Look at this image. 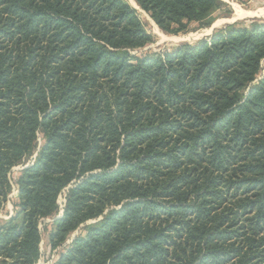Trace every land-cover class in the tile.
I'll use <instances>...</instances> for the list:
<instances>
[{"label":"trees","instance_id":"1","mask_svg":"<svg viewBox=\"0 0 264 264\" xmlns=\"http://www.w3.org/2000/svg\"><path fill=\"white\" fill-rule=\"evenodd\" d=\"M134 1L171 35L222 7ZM152 42L126 0H0V264L45 219L51 250L97 221L55 264H264V22Z\"/></svg>","mask_w":264,"mask_h":264},{"label":"rangeland","instance_id":"2","mask_svg":"<svg viewBox=\"0 0 264 264\" xmlns=\"http://www.w3.org/2000/svg\"><path fill=\"white\" fill-rule=\"evenodd\" d=\"M126 1L137 11L139 18L144 24L147 32L153 38V42L151 44L147 45L145 48L133 52V55L137 56H143L147 53H165L167 51L173 50L180 45L195 44L211 36L216 31L225 29L230 25H249L255 20L264 22V0H220L222 3V7L221 9L214 12V14L212 15L213 22L208 27L193 23L189 25L186 32L171 35L163 32L155 24L151 17L146 12L140 9V7L134 0ZM133 1L136 3V6L134 5ZM241 11H243L244 14L238 15V13H240ZM262 68L263 69L261 74H264V61L262 62ZM41 144L42 141H40V145ZM36 157L37 152L34 154L32 159H35ZM25 168H27V166H18L14 168L13 178L18 177L19 171ZM65 197L66 191H64L58 199V204L61 208V212L58 218H60L64 213ZM17 204L18 200L16 197V192L14 191L9 196L4 209L0 213V226L15 215ZM96 222L97 221L92 220L87 222L86 225L88 226ZM86 225H82L78 230L73 232L62 247L51 250L48 240V233L53 228L52 220L45 219L40 221L39 229L42 233V241L40 244L41 257L37 264H55L59 258V253L63 251V248L68 246L72 242V240H74L77 236L84 232V230L81 229Z\"/></svg>","mask_w":264,"mask_h":264},{"label":"bare ground","instance_id":"3","mask_svg":"<svg viewBox=\"0 0 264 264\" xmlns=\"http://www.w3.org/2000/svg\"><path fill=\"white\" fill-rule=\"evenodd\" d=\"M134 5L136 6L135 2L133 1ZM238 11V10H237ZM251 13V12H250ZM264 13V12H263ZM244 14L243 11H241L240 13H238V15H242ZM264 15V14H263ZM248 16V15H247Z\"/></svg>","mask_w":264,"mask_h":264}]
</instances>
